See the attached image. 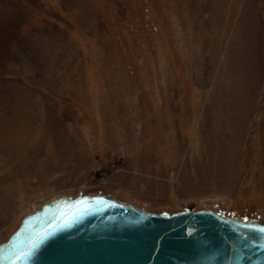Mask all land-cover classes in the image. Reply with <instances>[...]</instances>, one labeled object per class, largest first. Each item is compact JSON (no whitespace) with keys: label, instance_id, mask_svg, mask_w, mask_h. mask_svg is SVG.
Here are the masks:
<instances>
[{"label":"rangeland","instance_id":"obj_1","mask_svg":"<svg viewBox=\"0 0 264 264\" xmlns=\"http://www.w3.org/2000/svg\"><path fill=\"white\" fill-rule=\"evenodd\" d=\"M79 192L264 220V0H0V243Z\"/></svg>","mask_w":264,"mask_h":264},{"label":"water","instance_id":"obj_2","mask_svg":"<svg viewBox=\"0 0 264 264\" xmlns=\"http://www.w3.org/2000/svg\"><path fill=\"white\" fill-rule=\"evenodd\" d=\"M0 264H264V220L79 192L24 215L0 243Z\"/></svg>","mask_w":264,"mask_h":264},{"label":"crops","instance_id":"obj_3","mask_svg":"<svg viewBox=\"0 0 264 264\" xmlns=\"http://www.w3.org/2000/svg\"><path fill=\"white\" fill-rule=\"evenodd\" d=\"M12 15V14H11ZM50 25H53V24H50ZM49 27V26H48ZM83 34H86V32H82ZM79 34H81V33H79ZM87 35V34H86ZM92 36V35H91ZM78 38L79 39H81V35H78ZM2 57H3V55H2Z\"/></svg>","mask_w":264,"mask_h":264},{"label":"bare ground","instance_id":"obj_4","mask_svg":"<svg viewBox=\"0 0 264 264\" xmlns=\"http://www.w3.org/2000/svg\"><path fill=\"white\" fill-rule=\"evenodd\" d=\"M81 194H85V193L81 192ZM72 197H74V196H72Z\"/></svg>","mask_w":264,"mask_h":264}]
</instances>
